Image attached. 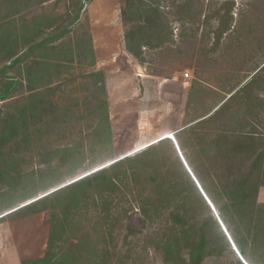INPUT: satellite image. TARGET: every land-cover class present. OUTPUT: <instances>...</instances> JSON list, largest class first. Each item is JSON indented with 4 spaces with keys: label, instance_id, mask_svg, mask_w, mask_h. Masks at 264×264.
Listing matches in <instances>:
<instances>
[{
    "label": "rangeland",
    "instance_id": "374dc122",
    "mask_svg": "<svg viewBox=\"0 0 264 264\" xmlns=\"http://www.w3.org/2000/svg\"><path fill=\"white\" fill-rule=\"evenodd\" d=\"M93 1L0 0V91L9 90L0 101V264L41 258L58 222L51 264H165L158 244L172 231V214L201 213L184 176L197 187L192 174L215 209L205 187L246 169L264 145V0H142L129 7L105 0L118 14L125 50L124 35L151 22L141 12L149 3L172 29L159 47L127 42L139 53L132 59L145 82L138 81L135 100L110 107L108 95L117 91H106L96 66L86 12ZM221 23L230 30L217 37ZM100 34L99 41L116 39L113 31ZM169 80L178 86L162 84ZM173 132L182 158L169 140L111 171L104 185L99 179L52 194ZM239 134L243 154L232 151ZM257 202L264 204V184ZM241 245L247 264H264V237ZM227 248L201 264H243L229 242Z\"/></svg>",
    "mask_w": 264,
    "mask_h": 264
},
{
    "label": "trees",
    "instance_id": "16d2710c",
    "mask_svg": "<svg viewBox=\"0 0 264 264\" xmlns=\"http://www.w3.org/2000/svg\"><path fill=\"white\" fill-rule=\"evenodd\" d=\"M124 2L128 3L126 4L128 7L131 6L133 2H138L140 5L143 3L142 0H124ZM222 2L227 5H232L234 0H223ZM141 12L151 18V22L147 24L148 26L137 25L131 33L124 35L126 50L136 58L138 57L139 53L136 52L129 45V43L127 44L129 40H143V42H138V45L141 48L148 46L151 48L162 46L169 40L170 36H172V29L170 28L168 21H166L162 15L157 4L149 3L147 5V9ZM221 19L224 22L222 23L225 24L226 19ZM223 24L216 31L217 37L221 36L222 34H226V30H230V28L226 29L225 25ZM145 31H147V33ZM8 93L9 90L7 88L1 90L0 101L5 99ZM203 117L205 118V116ZM182 131L188 130L185 128L182 129ZM233 137L238 138V140L236 143H231L232 151L240 154H243V152L245 153V148L242 149L240 147L245 145L246 138L240 134L237 136L234 135ZM175 139L178 141L177 135L175 136ZM170 141L167 138L159 140L157 143L146 147L140 154L132 157L127 156L112 162L108 165L107 169L103 168L101 170H97L90 175L58 188L56 191L52 192V194L59 196L63 193L71 192L75 189L84 187L86 184H89L93 181L97 182L99 179H101V183L99 185H104L105 183L110 182L111 178H107L106 176L111 171L123 165L124 163H130L136 161L142 156L156 153L158 147L161 146V144H170ZM219 146L221 145L219 144ZM249 163L250 165L246 169L238 168L234 171L231 170V172H226L225 177L222 181H220V183L213 184L214 186L212 187L204 186L205 189L210 192V196L217 204L215 211L222 224L223 219L225 220V218H229L234 225L236 230L234 238L229 234L228 228L226 226L224 227L236 249L238 247L237 250L242 258L245 254L243 246L241 245L242 239L245 241V244L253 245L254 243H258L262 237H264V204L257 202L259 188L264 184V145H260L259 149L254 152L253 158ZM184 179L186 186L194 197L193 199H195L193 201L197 202L201 213L196 216L190 214V210H183L172 214L174 218V226L172 231L168 234L162 235L158 244L163 255V262L165 264H201L205 258L216 256L217 253L228 250V241L225 238V234L222 231L216 217L209 211L208 207L204 203V200L198 193L197 187H195L189 177L185 175ZM161 187L162 184L160 182L154 186L152 190L153 192H157ZM213 191L215 193H213ZM46 196H43L42 198H39L38 200L31 202L24 207L32 205L35 202L37 203ZM183 203H185V201H183ZM59 228L62 229L59 222L57 224H51L46 244V251L41 258L36 260H25L22 262V264H51L49 254L51 253L52 237L53 233L56 230H59ZM182 249L186 250L184 257L180 256V251Z\"/></svg>",
    "mask_w": 264,
    "mask_h": 264
},
{
    "label": "crops",
    "instance_id": "0c3cea01",
    "mask_svg": "<svg viewBox=\"0 0 264 264\" xmlns=\"http://www.w3.org/2000/svg\"><path fill=\"white\" fill-rule=\"evenodd\" d=\"M86 12L92 20V49L96 59V66L103 69L104 88L107 92L112 89L117 91L114 96L109 97L108 95V107L116 102L126 103V101L135 100L137 96L134 91L138 81L144 84L146 75L142 73L141 67L136 65L132 55L122 45L120 36L122 27L120 21L117 20L118 14H115L112 7H108L105 4V0H94L87 6ZM109 31H113L116 39L113 38L112 41L101 38L102 42L98 40L99 37L97 38V35L101 36L100 33L105 34ZM162 84L164 86L170 84V87L178 86L173 80L164 81ZM126 89H128L127 93ZM131 89H133V92H131ZM110 113L111 109L109 115Z\"/></svg>",
    "mask_w": 264,
    "mask_h": 264
},
{
    "label": "water",
    "instance_id": "95a60500",
    "mask_svg": "<svg viewBox=\"0 0 264 264\" xmlns=\"http://www.w3.org/2000/svg\"><path fill=\"white\" fill-rule=\"evenodd\" d=\"M174 136V137H173ZM166 137H169L170 138V140L172 141V142H174L175 143V149L178 151V153H179V155L181 156V152H180V148H179V146H178V144H177V141H176V139H175V133L173 132V133H171V135H165L164 137H162V139H164V138H166ZM162 139H159V140H162ZM153 144V143H152ZM151 144H149L148 146H150ZM147 146V147H148ZM181 158H182V156H181ZM111 164V163H110ZM191 177H192V179H193V176H192V174H191ZM193 181H194V179H193ZM195 182V181H194ZM195 184H197L196 186H197V188L199 189V191L200 190H202V188L200 187V185H199V183H198V181L196 180V182H195ZM203 191V190H202ZM203 193H204V191H203ZM205 194V193H204ZM205 197H206V195H205ZM204 198V197H203ZM208 199V198H207ZM207 203L209 204V206L211 207V210H215L214 208H213V206H212V204L210 203V201H209V199H208V201H207ZM10 211H12V210H10ZM10 211H8V212H6V213H9ZM5 213V214H6ZM3 215H1L0 216V218L2 217ZM224 226V225H223ZM221 227V229H222V231L224 232V227ZM224 234H225V236H228L225 232H224ZM227 238V237H226ZM232 241V240H231ZM243 263V262H242ZM243 264H245V263H243Z\"/></svg>",
    "mask_w": 264,
    "mask_h": 264
},
{
    "label": "built area",
    "instance_id": "2783aa9c",
    "mask_svg": "<svg viewBox=\"0 0 264 264\" xmlns=\"http://www.w3.org/2000/svg\"><path fill=\"white\" fill-rule=\"evenodd\" d=\"M173 145H175L174 142H173ZM174 147H175V146H174ZM188 171H189V170H188ZM189 173H190V171H189ZM190 175H191V173H190ZM193 179H194V178H193ZM194 181L196 182L195 179H194ZM196 185H197V184H196ZM200 193H201V195L204 197V199H205L206 201H208L207 197H205V194L203 193L202 190H200ZM212 212L214 213V215H215V217H216V219H217V221H218L220 227H222L223 224H222L220 218L218 217L216 211H215V210H212ZM223 227H224V226H223ZM224 232L228 235V233H227L225 227H224ZM226 237H227V240H228L229 244L231 245V247H232V249L234 250V252L238 255V257H239V259L241 260V262L247 264V263L244 261V259L242 258V256L239 254V252H238V250L236 249L235 245H234L233 242L231 241V238L229 237V235L226 236Z\"/></svg>",
    "mask_w": 264,
    "mask_h": 264
},
{
    "label": "bare ground",
    "instance_id": "6f19581e",
    "mask_svg": "<svg viewBox=\"0 0 264 264\" xmlns=\"http://www.w3.org/2000/svg\"><path fill=\"white\" fill-rule=\"evenodd\" d=\"M166 135H171V133H168V134H166ZM174 137V136H173ZM167 139H169L170 140V138L169 137H166ZM181 152V151H180ZM182 155V154H181ZM183 157V156H182ZM26 205V204H25ZM230 237V236H229Z\"/></svg>",
    "mask_w": 264,
    "mask_h": 264
}]
</instances>
